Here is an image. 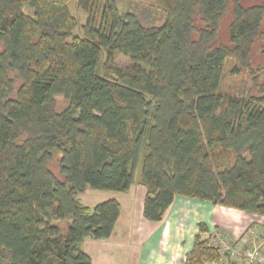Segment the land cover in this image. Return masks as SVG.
I'll return each mask as SVG.
<instances>
[{"label":"trees","instance_id":"16d2710c","mask_svg":"<svg viewBox=\"0 0 264 264\" xmlns=\"http://www.w3.org/2000/svg\"><path fill=\"white\" fill-rule=\"evenodd\" d=\"M68 1L0 0V264H91L82 243L107 239L120 205L78 195L126 192L138 157L148 221L177 196L264 217V77L256 95L220 93L226 60L247 65L264 0H233L231 46L214 44L229 0H157L158 26L115 0H78L81 36ZM55 152L62 178L49 169ZM197 229L186 264L219 260Z\"/></svg>","mask_w":264,"mask_h":264},{"label":"crops","instance_id":"0c3cea01","mask_svg":"<svg viewBox=\"0 0 264 264\" xmlns=\"http://www.w3.org/2000/svg\"><path fill=\"white\" fill-rule=\"evenodd\" d=\"M144 196L143 188L140 204L131 197L122 201V196L108 194L107 199L118 200L120 212L107 239L83 241L82 248L90 256L91 264H146L153 260L155 264H186V254L192 248L200 222L209 234L222 230L229 241L236 240L251 224L264 236L263 216L184 196L174 198L160 222H151L142 214ZM133 203L137 211H132ZM156 246L161 252L155 251Z\"/></svg>","mask_w":264,"mask_h":264},{"label":"rangeland","instance_id":"374dc122","mask_svg":"<svg viewBox=\"0 0 264 264\" xmlns=\"http://www.w3.org/2000/svg\"><path fill=\"white\" fill-rule=\"evenodd\" d=\"M116 7L118 11L121 12H131L136 15L138 20L146 25V26H158L163 23L165 19V15L163 12V7L159 4L157 0H115ZM78 0H69L68 1V9L70 13L77 19L78 27L75 30V34L81 36V25L85 22L86 13L83 12L78 7ZM240 3L244 6L257 5L260 3V0H240ZM232 4L233 0H229V4L225 12L220 17L217 24V31L215 35V45H226L231 46L228 39V27L232 21ZM24 10L28 13H31V9L25 7ZM197 26H202L198 20H196ZM2 49V44L0 43V50ZM104 61V55L102 54L100 57V62ZM115 62L117 65L121 67H130L132 65L130 59L125 57L119 53H115ZM101 65V64H100ZM8 75L11 78H14L13 89L11 96H14L15 90L20 84V80L15 77V73L9 72ZM264 77V18L261 21L259 33L253 39L251 44V51L248 55L247 65L243 66L239 64L233 57H229L224 65L222 80L220 84V93L223 95H233L238 97H245L248 95H256L258 93V86L261 84ZM54 106L56 111H61L67 104V99L62 94H56L53 97ZM156 100H151V107L148 109L147 121L152 123L151 113L152 108L154 107V103ZM61 156V153L55 152L53 154V159L49 164V169L58 177L62 178L58 171V160ZM141 158L138 159L133 164V182L130 188L123 193L124 195L108 190H93L86 189L84 192L78 195L81 203L89 208H93L97 203L104 201L107 199L108 194H113L116 196H122V201L131 197V199L140 202V197L143 195V185L140 183V171H141ZM109 199V198H108ZM139 199V200H138ZM118 201V200H117ZM119 203V202H118ZM132 211H137L136 205L133 203ZM61 227H65V223H58ZM254 227V225L247 226L243 233L250 227ZM255 228V227H254ZM256 229V228H255ZM222 230H215L211 234L208 233V236L212 237L213 234ZM223 233V232H222ZM242 234L239 236L241 237ZM261 237H264L259 233ZM195 236V235H194ZM226 237V236H225ZM238 237V238H239ZM237 238V239H238ZM208 246L213 247L209 241ZM217 250V248L213 247ZM161 248L156 246L155 251L161 252ZM218 253V250H217ZM219 256V255H218ZM215 262V261H214ZM240 262V261H239ZM156 260L151 261L146 264H155ZM206 264V263H204Z\"/></svg>","mask_w":264,"mask_h":264},{"label":"built area","instance_id":"2783aa9c","mask_svg":"<svg viewBox=\"0 0 264 264\" xmlns=\"http://www.w3.org/2000/svg\"><path fill=\"white\" fill-rule=\"evenodd\" d=\"M210 243L217 248L219 260L209 264H264V237L252 226L234 241L219 231L212 235Z\"/></svg>","mask_w":264,"mask_h":264}]
</instances>
